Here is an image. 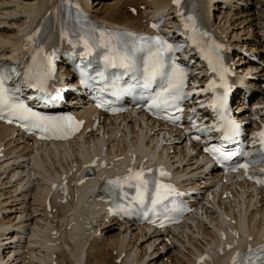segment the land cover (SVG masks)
<instances>
[{
  "label": "bare ground",
  "instance_id": "1",
  "mask_svg": "<svg viewBox=\"0 0 264 264\" xmlns=\"http://www.w3.org/2000/svg\"><path fill=\"white\" fill-rule=\"evenodd\" d=\"M51 1L0 0V55L6 56L9 52L13 53L18 42L22 43L33 32L41 17L50 11ZM212 1L201 0V4L211 24L216 27L228 50L231 51L229 55L230 64L235 70L232 78L233 84L241 89V95H235L232 99L234 109L236 108L235 112L243 119H249L252 114H257V119L251 120L250 126H247L257 127L260 122L264 121V86L262 87L264 85V44L259 38H256L251 41L259 44L249 46V54L241 49L238 50L237 45L241 43L243 46L246 40L235 42L231 40L232 37L239 36L237 33L228 35L226 30L228 25H225L224 21L220 23L223 17L230 16L228 15L229 10L226 11L225 15L224 12L219 11L221 18L218 19L220 14L215 15L219 12H212L211 9ZM223 1L225 3L231 2V0ZM169 2L170 0H110L109 2L84 0L86 8L95 17L103 19L107 23L116 22L137 28L147 26L146 16L148 12ZM260 2L263 1L259 0ZM222 3L220 6L219 3H216L213 9H219L222 7ZM140 4L145 5L140 8ZM227 7L231 8L230 5ZM132 8H135L134 13L131 12ZM254 11H261L254 23L258 30L261 29L258 34L263 38L264 25L260 20L264 19V16L261 17L264 10L258 9L257 3L251 12L249 8H242L241 12L237 14L241 13V16L249 14L240 19V22H243ZM165 16L169 19L163 23V28L179 34L176 29V14L170 9L166 11ZM214 16L218 19L217 22L214 20ZM226 20V22L229 21ZM247 28L249 35L252 29L251 25L249 24ZM178 36L183 38L182 34ZM58 47L60 49V46ZM234 56L236 57L235 61L233 60ZM62 62L64 61L62 60ZM65 67L59 63L57 73L59 77H62V82L68 86L67 84L71 82L73 75L68 66L66 67V75L62 74ZM256 71L259 74L254 75ZM204 78L203 75L192 74L191 81L200 82ZM67 95L69 97L65 102L70 103L67 107L76 110L86 128L92 126L95 118L98 120V125L92 127L94 131L87 129L86 135H96L98 131L104 129L106 131L104 139L110 142L115 156L110 163V153L107 149L104 151L106 162L101 171L108 173L118 161L124 160L128 156L124 152L127 140L141 141L147 139L150 142L148 148H129L130 153L139 154L141 159L145 157L146 160L155 158L163 160L168 167L177 173L184 197L187 199L192 197L196 200L198 197L200 200L197 201L202 203L205 198L202 195L204 192H207L213 202L217 197L215 205L219 209L218 215L212 208L211 200L207 199L197 216H190L188 222L174 227L177 235L173 232L168 235L139 224L135 219H129L122 214H109L101 206L100 200L92 197L81 200L73 195L76 190L85 185V183L79 182L78 178L72 180L66 175L70 172L71 167L79 165L75 147L78 145V140L56 142L52 143V146L44 144L32 146L31 137L15 134L16 130L13 127L0 123V174L2 175L0 176V186L10 183L13 178V181H16L14 184L8 185L9 190H4L5 185L0 187V264H107L110 261L103 262L101 253L108 247L110 252L115 250L117 257L122 254V258L119 260L120 264H151V262H154L153 264H218L229 244L236 247L235 241H239L243 237L254 238L257 231L264 236V190L254 189L251 194L249 192L250 187H246L240 198L238 196L232 197L227 191V182L221 180L217 183V189L223 190L226 196L220 198V193H212L211 187L217 180L215 178L217 169L208 168L198 158L197 153L199 151L196 150L198 143L192 144L193 149L185 146L189 132L183 129H172L165 134L158 124L151 120H144L140 116L136 117L137 119L129 115L103 121V116L95 112L93 108L84 107V97H80V101V99H76L77 97L72 96L71 92H68ZM247 97H249V104L246 106L244 99ZM57 99L58 97L52 103L55 104ZM73 103L77 104L73 107ZM257 104L260 106L255 107ZM202 112L204 111L202 110ZM195 113H197V118H200L199 113L197 111ZM207 116L205 118L209 117ZM136 120L141 122V125L138 123L137 126L138 132L135 131L134 127ZM110 122L114 125L108 131V124L111 126ZM192 125L190 123L186 126L191 127ZM159 134H161L160 138L158 137ZM194 150L196 153H193ZM29 164L31 166H28ZM24 171H26L25 176L22 175ZM63 174L66 175L65 178L70 184L72 194L65 199H59L55 194L50 193L51 185H46V181L53 179L54 175L61 177ZM5 178L6 180H3ZM230 181L237 184V178H230ZM23 186L27 187L22 189ZM17 189L22 190L15 193ZM12 192L15 194H11ZM247 193L248 195H246ZM19 195L22 197H20L19 203L15 204H20L17 207L22 208L21 213L24 211L25 213L20 214L17 210L19 217L16 216V219L14 215L7 213V211H13L15 208L13 207L12 210V206H7L6 202L11 196L15 200L19 199ZM28 198H31V201H28ZM47 199L50 206L49 210L46 209ZM223 204L225 206L227 204L230 209L226 210V207H222ZM251 206H256V208L249 211ZM234 207L237 214L233 212ZM202 219L206 220L211 227L205 224ZM114 223L120 227L119 231L113 235L105 234L106 231H109L110 225ZM125 223L127 225H124ZM123 226L124 228L121 229ZM130 226L132 232H130ZM103 229H105L104 232ZM133 229H136V231L134 230L135 233ZM134 236L136 239L132 241ZM166 236H169L168 238L176 243L168 242ZM207 237L211 239V242H208ZM139 239V244L145 241V243L143 242L142 253H138V249L140 251L142 249L140 246H136V241ZM154 243L157 248H160L159 251L158 249L151 250L149 255L155 253V256L151 257L153 261L144 262V258L147 256L146 250L150 249ZM116 256L113 259H117ZM158 257L159 259H157Z\"/></svg>",
  "mask_w": 264,
  "mask_h": 264
},
{
  "label": "snow or ice",
  "instance_id": "2",
  "mask_svg": "<svg viewBox=\"0 0 264 264\" xmlns=\"http://www.w3.org/2000/svg\"><path fill=\"white\" fill-rule=\"evenodd\" d=\"M63 4L67 5L68 18H71L72 7H76L77 13L72 28L68 27L67 20L62 21L61 40H66L73 47L82 44L85 53L101 49L103 54L100 55V59L105 68L121 69L123 75L131 74L132 83H129L128 88L125 89H121L117 85V81L121 78L120 75L114 77L111 85L113 96L119 97L122 92L133 87L142 88L149 93L147 104L149 110L157 113L161 109L167 110L169 108H174L177 112L182 110L179 107V102L186 95H191L190 93L185 94L183 90L187 73L177 62L175 56L183 48V45L170 43L159 34L146 36L132 32L99 30L95 27L85 33L84 28L81 26L82 13L79 11V6L74 5L72 0H63ZM172 4L176 6V16L184 29L183 34L197 47L202 58L208 62L209 71L216 73L219 77V87L223 88L222 94H218L216 92L218 87L216 81L210 79L203 89V91L213 92V98L208 103V107L213 109L216 121L207 128L199 129V131L211 132L215 129L218 133H222V141H232L240 135V124L233 120L228 112L229 87L225 79L228 69L224 66L223 57L221 56L223 46L215 43L211 38L207 41L201 39V37H206L207 33L200 32L196 18L190 12L187 16L184 15L182 0H172ZM39 23L41 26L36 27L31 35L25 38V51L30 56L31 62L29 63L27 60L24 62L26 66L23 72L18 71L15 67L0 64V119L6 118L9 122L13 118L20 120L23 122V127L27 130H39L42 133V138L45 139H65L74 131H77L79 124L82 122L75 121L70 115H46L34 111L17 95L20 91L21 81L19 79L16 85L12 87L7 85V81L13 76L18 78L22 76L23 83L28 88L36 89L38 93L42 94L41 99H45L49 95L47 82L52 73V60L55 52L47 51L43 40L40 39L43 19ZM151 26L156 28L157 24L153 23ZM80 76L81 84H85L92 79L84 69H81ZM97 76L103 78L104 73H97ZM154 85L157 87L154 88ZM193 89H195V85H193ZM104 90V88L100 89L101 92ZM99 106L103 105L98 104ZM116 110L112 109V111ZM166 118L178 120L180 117L168 116ZM192 124L195 127L196 121L192 120ZM253 136L259 138L260 160L264 162V127L259 132L253 133ZM193 138L199 139L198 136ZM205 151L213 154V158L217 163L229 161L238 155L244 157L251 155L249 152L228 151L223 145H212L206 147ZM255 162L238 163L232 168V171L243 168L245 175L249 176L250 179H256L257 183H264V179L253 177L247 171L250 163ZM93 164H95V161H93ZM152 171L151 168L145 169L143 166L139 169L129 167L126 175L107 180L104 185L105 191L108 192L114 202L117 199L120 201L115 205V208H110L109 211L119 210L129 215L134 210L144 211L145 215L148 212L156 213L160 208L164 212L181 211L182 209L176 206L174 200L171 209L167 206V201L170 198L181 195L176 192L172 185L161 181L160 177L167 174L161 169L156 170L159 176L146 174ZM126 189H134V194H130ZM162 224L163 222H161V226ZM228 247L231 248L232 245L229 244ZM201 259L204 258L201 257ZM232 264H264V245H258L256 249L249 247L246 252H238L232 257Z\"/></svg>",
  "mask_w": 264,
  "mask_h": 264
},
{
  "label": "rangeland",
  "instance_id": "3",
  "mask_svg": "<svg viewBox=\"0 0 264 264\" xmlns=\"http://www.w3.org/2000/svg\"><path fill=\"white\" fill-rule=\"evenodd\" d=\"M91 1V0H90ZM105 1H110V0H104V2ZM260 1H263V2H260L259 3V0H244V1H238V0H231V2L230 3H225V1H221V0H213L212 1V5H211V9H212V12H224V15H225V13H226V11H228V15H230V16H225V18L223 17L221 20H220V23H222V21H224L225 22V25H228V27H227V34L228 35H232V34H235V33H237V35L239 36V37H232L231 38V40H233V42H235V41H240V40H246V42L243 44V46H241V43H239V45H237V48H238V50L239 49H241V50H243V52H245V53H248L249 54V52H250V49H248V47L249 46H252L253 44L255 45V44H259V43H255V41L253 42V41H251V40H255L256 38H259L260 39V41L262 42V44H264V37L262 38V36L260 35V34H258V31H260V30H258L257 28H256V24L254 23L255 22V18L258 16V15H260L259 13L261 12H257V11H254V13H252V14H250V16L248 17V19L246 18L243 22H240V19H242V18H244L246 15H249V14H245V15H238L237 13L238 12H241V9L242 8H249V11L251 12L252 11V9L254 8V5H255V3H257V8L258 9H260V10H264V0H260ZM223 2V3H222ZM247 2V3H246ZM216 3H219L218 5L220 6V3H222V7H220L219 9H217V8H215V9H213V6L216 4ZM226 4V6H223V5H225ZM233 4V5H232ZM235 4V5H234ZM228 5H230L231 6V8H228L227 6ZM139 7L140 8H142L141 7V5H139ZM234 8H236V9H234ZM135 10V9H134ZM134 10H131V12L132 13H134ZM220 12L218 13V14H216L215 16H217V15H219L220 14ZM229 12H230V14H229ZM234 12V13H233ZM264 13V12H263ZM3 16V15H2ZM215 16H214V20L217 22L218 21V19L219 18H221V14H220V16L218 17V19L217 18H215ZM237 16V17H236ZM239 16V17H238ZM262 16H264V14H262L261 15V17ZM7 19V18H6ZM226 19H228L229 21V23L231 22H233V24H229L228 22H226L227 20ZM248 22V23H247ZM260 22H263L262 23V25H264V19H262V20H260ZM239 23V24H238ZM235 24V25H234ZM251 25V33H249V35H248V28H247V26L248 25ZM237 26V27H236ZM264 28V27H263ZM240 29H241V31H240ZM246 29V30H245ZM256 29V30H255ZM240 31V32H239ZM251 34V35H250ZM248 43V44H247ZM241 46V47H240ZM253 52V51H252ZM233 60L235 61L236 60V57L234 56L233 57ZM62 74H64V75H66V69H64V70H62ZM255 74H259L258 73V71H256L255 73H254V75ZM264 85H262V87H263ZM161 137V135H159V138ZM173 138V137H172ZM171 138V139H172ZM193 165V164H192ZM194 166H195V164H194ZM1 171V170H0ZM5 175V174H4ZM3 175V176H4ZM0 176H2L1 174H0ZM14 179V178H13ZM13 179H12V181L10 182V183H6V184H4L3 186L1 185L0 187H3V188H5L4 190H9L10 188H9V186L8 185H10V184H14L16 181H13ZM3 180H6V178L5 179H3ZM24 187L26 188L27 186H23V188L22 189H24ZM28 187H30V186H28ZM9 188V189H8ZM22 189H17V191L15 192V193H18V191H21ZM14 192H12L11 194H15ZM7 196H8V194H6ZM9 195H10V193H9ZM5 196V195H4ZM27 196H29V195H27ZM19 197V199H14V198H12V196L11 197H9V201H7L6 202V204H7V206H12V210H13V207L15 208V210H13V211H7V213L8 214H12V216L14 215L15 216V218L17 219V217H19L18 216V214H19V212H20V214H24L25 213V211L23 212V213H21V211H22V208L21 209H19V207H17V205H20V204H15V203H19V201H20V197H22V195H19L18 196ZM12 198V199H11ZM21 200H22V198H21ZM28 201H31V198H28ZM11 202V203H10ZM14 204V205H13ZM27 205V204H26ZM18 208H16V207ZM26 208V207H25ZM17 210H19V212L17 211ZM14 214H13V213ZM17 216V217H16ZM107 224H108V222H106ZM206 224H208L207 222H206ZM124 225H127V223H125ZM102 226V225H101ZM124 228V226L123 227H121V229H123ZM119 229H120V227L118 226V224H112V225H110V229H109V231H106L105 232V234H108V235H110V234H116L118 231H119ZM104 230L105 229H103V232H104ZM130 232H132V229H131V226H130ZM136 231V229H133V231ZM135 231H134V233H135ZM103 232H101V233H103ZM132 236H133V234H132ZM104 237H105V235H104ZM134 239H136V237L134 236V238L132 239V241L134 240ZM136 241V240H135ZM139 242H140V239L139 240H137L136 241V246H140V248L142 249L143 247V244L145 243V241H142V243H140L139 244ZM144 242V243H143ZM174 243H176V242H174ZM168 245H172L171 243L169 244V243H167ZM155 246H156V248H155ZM171 248H173V247H171ZM154 249V251L155 250H157L158 249V251H159V247L157 248V245H155V243L152 245V247L150 248V249H147L146 251H147V256H145V261L144 262H146V261H149V263L151 262V261H153L152 259H151V257H153V256H155V253L153 254V255H149V253L151 252V250H153ZM139 252H143V249H142V251H140V249H138V253ZM109 254V255H108ZM116 254V252H115V250H113L112 252H110V250H109V247L106 249V250H104L102 253H101V259L103 260V262H107V261H110L109 263H107V264H120L119 263V257L121 256V255H119L118 257L115 255ZM114 256H116L117 257V259H113V257ZM148 256H150L149 258H148ZM122 258V257H121ZM157 259H159V257L157 258ZM115 260V261H114ZM155 261V260H154ZM154 262H151V264H153Z\"/></svg>",
  "mask_w": 264,
  "mask_h": 264
}]
</instances>
